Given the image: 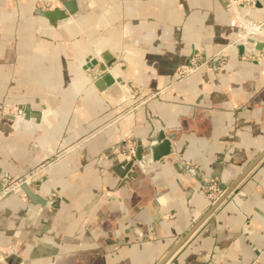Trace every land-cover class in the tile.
<instances>
[{"label":"crops","instance_id":"0c3cea01","mask_svg":"<svg viewBox=\"0 0 264 264\" xmlns=\"http://www.w3.org/2000/svg\"><path fill=\"white\" fill-rule=\"evenodd\" d=\"M34 2L0 0V106L42 112L21 127L0 112V170L42 172L31 189L61 200H0V264H158L217 198L212 180L223 191L264 149V50L222 0H76L55 25ZM241 14L264 41V0ZM104 50L123 86L98 90L83 68ZM222 50L225 64L177 80L192 54ZM159 129L172 154L120 183L119 146ZM166 264H264V156Z\"/></svg>","mask_w":264,"mask_h":264},{"label":"water","instance_id":"95a60500","mask_svg":"<svg viewBox=\"0 0 264 264\" xmlns=\"http://www.w3.org/2000/svg\"><path fill=\"white\" fill-rule=\"evenodd\" d=\"M78 6L76 0H64L62 1V6L60 8H54L49 10H42L37 8V13L48 20L52 25H55L57 21L66 19L69 15L76 14L78 11ZM248 42L253 43L254 49L264 50V41L260 39H254L252 37L247 38ZM240 53L244 52L245 44L239 43L236 45ZM102 62H100L96 57L88 55L85 58L84 69H89L97 67L101 74L95 78L93 84L98 90H104L114 83H118L120 86L126 84V82L121 78L114 76L111 68L115 62L116 58L109 51H102L100 53ZM45 106L42 105L41 108ZM42 112L40 110H34L31 108L30 104L27 103H17L15 108L4 114L3 118L10 120L14 123V127H21L33 118L34 122L38 124L41 120ZM173 152L172 140L167 134L166 129H159L151 138H149L145 143L138 141L135 147L134 154L129 158H124L117 162L112 167V171L120 179V183H125L128 178L137 175L134 169L135 165H138L142 170H145L150 163L162 162L165 157L169 156ZM264 149L260 154L242 171V173L232 182L228 187H223L222 193L213 201L209 210L195 223V225L171 248V250L160 260L158 264H166L168 260L174 255V253L181 247L190 235L197 229V227L208 217V215L222 202L228 194L235 188V186L242 180V178L263 158ZM2 176H8L6 172H1L0 178ZM44 173H39L37 176L29 180H23L19 178L16 180L17 188L16 191L23 192L32 202L39 204L41 206L54 209L58 207V203L61 199L48 200L31 189L32 182L41 183V177ZM2 188L0 180V189Z\"/></svg>","mask_w":264,"mask_h":264},{"label":"built area","instance_id":"2783aa9c","mask_svg":"<svg viewBox=\"0 0 264 264\" xmlns=\"http://www.w3.org/2000/svg\"><path fill=\"white\" fill-rule=\"evenodd\" d=\"M37 1V0H36ZM42 3H53V2H49L47 0H41ZM57 2V1H56ZM232 2V6L233 8L236 10V16L231 18L230 20V25L231 26H236V27H240L244 30V32L246 33V28H245V22H248L249 24H251L250 20H245V19H242L238 14H237V6L236 5H241L245 8H247L248 6H253L254 4H256V0H231ZM37 8H40L42 10H44L42 7H37ZM54 9V8H53ZM46 10H49V9H46ZM241 20L239 22V20ZM244 24V25H243ZM257 26L261 29V25L259 23H257ZM244 33V34H245ZM254 34L253 33H247L245 37H250V36H253ZM218 54H216L214 57H217ZM214 57H210V58H206V60L204 61H201L199 60V57L197 55H191L188 60L179 65L176 70H175V75H176V78L177 80H182L184 78H186L187 76L193 74L194 72L202 69V68H211L212 67V64L214 61H212V58ZM221 64V66L223 65V62L219 63ZM135 143L130 141V140H124V143L123 145L121 146V148H119V152L126 158H129L131 157L133 154H134V151H135ZM3 187L0 189V196H1V193L3 192ZM213 191V192H216L217 193V197L222 193V191L219 189L217 183L213 182L211 183L209 186H208V194H210V192Z\"/></svg>","mask_w":264,"mask_h":264},{"label":"rangeland","instance_id":"374dc122","mask_svg":"<svg viewBox=\"0 0 264 264\" xmlns=\"http://www.w3.org/2000/svg\"><path fill=\"white\" fill-rule=\"evenodd\" d=\"M57 1V2H56ZM55 2H53V3H48V4H46V3H42V1L41 0H37L36 2H35V6L36 7H42L44 10H46V9H53V8H60L61 6H62V1L63 0H56ZM256 2H257V0H256ZM222 3L224 4V6L226 7V8H229L230 10H231V16H230V19H229V22H230V20H231V18H233V17H235L236 16V10L233 8V6L231 5L232 4V2H231V0H222ZM237 6V14L242 18V19H245V20H251V19H249V18H246V17H244L242 14H241V9H251V8H254L255 6H256V4H254L253 6H248L247 8H245V7H243V6H241V5H236ZM261 26H263V24H261V23H259ZM246 28V27H245ZM244 31V30H243ZM246 32H248L247 31V29H246ZM249 33V32H248ZM251 37V36H250ZM248 38V37H247ZM195 55H197L198 57H199V60H201V61H204V60H206V58H210V57H205V56H203V55H201L200 53H194ZM194 54H192V55H194ZM216 54H218V56L217 57H214ZM252 55L254 56V54H251L250 56L247 54V55H245V56H247V57H252ZM211 57H214V58H212V61H214L213 62V64H212V67L213 66H217V67H220L221 66V64H219L220 62L222 63L223 62V64H225V62H226V60H227V56H226V54L224 53V51L222 50V51H218V52H216L213 56H211ZM17 104V103H16ZM15 108V104L14 103H9V104H2L1 106H0V112H2L3 113V110L5 109L6 111H7V113H9V112H11L13 109ZM126 140H130V141H132V142H134V140L133 139H126ZM135 143V142H134ZM123 145V144H122ZM122 145H120L119 147L121 148V146ZM37 170H35V171H32V172H29L30 174H29V176H30V179H32L33 177H35V176H37V174H39L40 172H38ZM0 180H1V184H2V187H3V192L1 193V196H0V200L3 198V197H5L9 192H16V186H17V182L15 181V180H12L11 179V177H8V176H2L1 178H0ZM213 182H215V183H217L216 182V180H212V182L211 183H213ZM34 183H36V182H32V184L31 185H33Z\"/></svg>","mask_w":264,"mask_h":264},{"label":"bare ground","instance_id":"6f19581e","mask_svg":"<svg viewBox=\"0 0 264 264\" xmlns=\"http://www.w3.org/2000/svg\"><path fill=\"white\" fill-rule=\"evenodd\" d=\"M35 2H36V0H34ZM47 1H49V2H51L50 0H47ZM34 2V3H35ZM70 16V15H69ZM68 16V17H69ZM67 17V18H68ZM250 22H251V24H249L248 22H245V27H246V29H247V31L249 32V33H251V32H253V33H258L260 30H259V27L257 26V24L256 23H254L253 21H251L250 20ZM244 25V24H243ZM253 38V37H252ZM254 39H257V38H254ZM241 43H243L244 44V42H241ZM251 43V42H250ZM253 44V43H252ZM110 68H108V70H109ZM30 179V176L28 175L26 178H24L23 180H29Z\"/></svg>","mask_w":264,"mask_h":264}]
</instances>
